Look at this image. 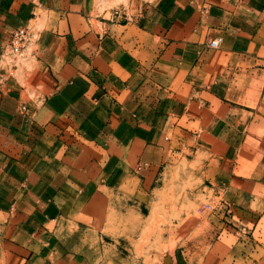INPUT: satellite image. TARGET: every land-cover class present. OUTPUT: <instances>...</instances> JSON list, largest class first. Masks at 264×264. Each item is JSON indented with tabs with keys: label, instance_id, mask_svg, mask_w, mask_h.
<instances>
[{
	"label": "crops",
	"instance_id": "crops-1",
	"mask_svg": "<svg viewBox=\"0 0 264 264\" xmlns=\"http://www.w3.org/2000/svg\"><path fill=\"white\" fill-rule=\"evenodd\" d=\"M25 27L30 68L0 85V264H127L110 208L140 219L187 150L222 214L171 264H264V0H0V75Z\"/></svg>",
	"mask_w": 264,
	"mask_h": 264
},
{
	"label": "rangeland",
	"instance_id": "rangeland-1",
	"mask_svg": "<svg viewBox=\"0 0 264 264\" xmlns=\"http://www.w3.org/2000/svg\"><path fill=\"white\" fill-rule=\"evenodd\" d=\"M203 161V155L192 150L170 159L151 193L152 205L140 219L132 213L118 219L110 208L107 228L125 236L120 249L127 264H171L183 254L196 258L204 238L206 243L212 241L223 197L207 188ZM204 216L209 218L204 221Z\"/></svg>",
	"mask_w": 264,
	"mask_h": 264
},
{
	"label": "built area",
	"instance_id": "built-area-1",
	"mask_svg": "<svg viewBox=\"0 0 264 264\" xmlns=\"http://www.w3.org/2000/svg\"><path fill=\"white\" fill-rule=\"evenodd\" d=\"M113 21L126 20V15L115 11L112 15ZM32 40V34L30 30L25 28H19L11 35L9 43L4 48L1 54V60L5 69V73L0 75V85L7 81L9 78H13L15 74L26 67L31 62L30 43ZM223 41L222 36H218L207 43V49H218ZM23 109V108H22Z\"/></svg>",
	"mask_w": 264,
	"mask_h": 264
}]
</instances>
